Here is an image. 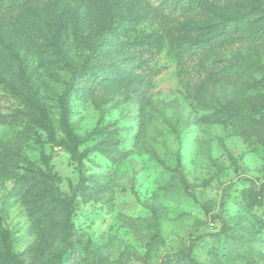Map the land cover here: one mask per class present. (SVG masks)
Segmentation results:
<instances>
[{
    "label": "rangeland",
    "instance_id": "374dc122",
    "mask_svg": "<svg viewBox=\"0 0 264 264\" xmlns=\"http://www.w3.org/2000/svg\"><path fill=\"white\" fill-rule=\"evenodd\" d=\"M162 1L0 11V264H56L79 185L66 264H264V0L159 19ZM68 62L104 76L69 95L80 163Z\"/></svg>",
    "mask_w": 264,
    "mask_h": 264
},
{
    "label": "trees",
    "instance_id": "16d2710c",
    "mask_svg": "<svg viewBox=\"0 0 264 264\" xmlns=\"http://www.w3.org/2000/svg\"><path fill=\"white\" fill-rule=\"evenodd\" d=\"M44 0H0V11L14 12L27 8L31 4L39 3ZM205 1H225V0H163L158 7L155 8V17L159 19H172L177 16L179 11L190 12L198 8ZM261 2V0H258ZM247 19L245 14H239L235 17L229 18L226 23L227 26L239 25L244 23ZM230 28V27H229ZM254 39H262L264 37V25L256 33L249 36ZM217 42V39H211L210 43L213 45ZM124 50L130 54H137L138 56L144 57H154L159 53V47L151 46L144 48L132 47L130 44L124 46ZM195 54V53H193ZM69 70L71 72V78L68 82L63 94L61 95V104L63 106V123L65 126L66 134L68 136L69 142H67V148L71 152L73 159L77 162L80 161V153L78 149L79 139L78 136L69 121L67 109L69 102V95L75 87L82 88L85 93H90V91L95 87L96 83L104 79L103 75H100L94 71L87 68L77 69L71 63H67ZM33 105L42 113L43 119L40 124L49 133V135H54L53 124L48 116L46 108L37 101L35 97L32 99ZM80 190V185L73 189L72 195L68 198L62 199L60 202L67 209V222L64 230L63 241L65 244L64 253L59 257L56 264H66L74 256L73 247V236H74V224L73 216L75 214V200L77 194ZM186 263L188 264H199L192 257L186 256Z\"/></svg>",
    "mask_w": 264,
    "mask_h": 264
}]
</instances>
